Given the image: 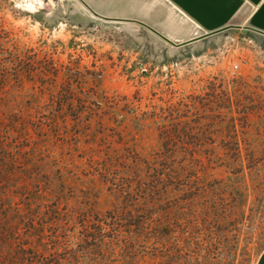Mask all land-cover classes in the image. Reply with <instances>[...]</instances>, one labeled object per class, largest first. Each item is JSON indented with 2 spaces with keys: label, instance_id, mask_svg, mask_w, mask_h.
Instances as JSON below:
<instances>
[{
  "label": "rangeland",
  "instance_id": "obj_1",
  "mask_svg": "<svg viewBox=\"0 0 264 264\" xmlns=\"http://www.w3.org/2000/svg\"><path fill=\"white\" fill-rule=\"evenodd\" d=\"M50 1L0 0V96L35 120L18 179L30 208L11 195L4 253L29 242L21 263L258 264L264 38L169 21L164 37Z\"/></svg>",
  "mask_w": 264,
  "mask_h": 264
},
{
  "label": "crops",
  "instance_id": "obj_2",
  "mask_svg": "<svg viewBox=\"0 0 264 264\" xmlns=\"http://www.w3.org/2000/svg\"><path fill=\"white\" fill-rule=\"evenodd\" d=\"M77 1L98 18L133 23L164 36L167 34L162 25L169 21L176 27L193 25L196 31L204 33L240 25L253 29L247 32L239 29L244 34L264 38V0Z\"/></svg>",
  "mask_w": 264,
  "mask_h": 264
},
{
  "label": "trees",
  "instance_id": "obj_3",
  "mask_svg": "<svg viewBox=\"0 0 264 264\" xmlns=\"http://www.w3.org/2000/svg\"><path fill=\"white\" fill-rule=\"evenodd\" d=\"M6 106L5 98L0 96V210H3V213H0V258L2 261L10 255L9 253L6 255L4 251L10 250L7 247L11 245L12 242L10 241L13 238V232H11L5 224V221L9 222L11 219L7 213V209H11L14 206L11 195L15 194L14 196H16L20 194L23 198L27 199V201L25 203L17 202V204L24 203V210L30 208L29 201L31 198H28L29 193L26 192L30 186L29 184H26V182L18 179L22 173L20 167L23 166L27 169V165H29L32 162V158L35 157V147L32 146V135L29 132L30 125H34L35 120L31 116H23L20 112L6 111ZM52 121H54V115L48 117L46 125H50L49 123ZM33 168H35L34 165ZM33 188V196L38 198L43 195L40 186L35 184V187ZM6 201L7 203H5ZM27 213L28 211L22 214L23 219H25L24 215ZM35 217L36 216L33 215L28 218L30 219V227L32 226L31 230L37 228L36 225H34V221L36 220ZM89 236L91 235H88V237ZM29 244L30 243L27 242V244L20 246V248L17 249V256H9L16 258L15 260H12L11 262L3 261V263L0 262V264H34V262H29V260L28 263L20 262V255L25 256L29 253L25 248V246L30 247Z\"/></svg>",
  "mask_w": 264,
  "mask_h": 264
},
{
  "label": "water",
  "instance_id": "obj_4",
  "mask_svg": "<svg viewBox=\"0 0 264 264\" xmlns=\"http://www.w3.org/2000/svg\"><path fill=\"white\" fill-rule=\"evenodd\" d=\"M50 2L53 3L52 0H51ZM53 4H54V3H53ZM231 28L241 29V30H243L244 32L252 31V30H253L252 28H249V27H242V26H240V25H230V26H227V27L221 28V29H219V30H216V31H214V32H208V33H205V34H203V36H201V37H202V38H206V37H209V36H212V35H215V34H218V33L224 32V31H227V30H229V29H231ZM256 31H258V30H256ZM162 36H164V35H162ZM164 37H165V36H164ZM198 38H200V37L193 38V39H198ZM193 39H192V40H193ZM189 41H190V40H189ZM189 41L184 42V44L190 43ZM182 44H183V43H182ZM258 264H264V252H263V254H262L261 257H260V259H259V261H258Z\"/></svg>",
  "mask_w": 264,
  "mask_h": 264
},
{
  "label": "built area",
  "instance_id": "obj_5",
  "mask_svg": "<svg viewBox=\"0 0 264 264\" xmlns=\"http://www.w3.org/2000/svg\"><path fill=\"white\" fill-rule=\"evenodd\" d=\"M239 67H240V64L239 63L233 64V68H232L233 72H235L236 70H238Z\"/></svg>",
  "mask_w": 264,
  "mask_h": 264
},
{
  "label": "clouds",
  "instance_id": "obj_6",
  "mask_svg": "<svg viewBox=\"0 0 264 264\" xmlns=\"http://www.w3.org/2000/svg\"><path fill=\"white\" fill-rule=\"evenodd\" d=\"M16 7L20 8V7H24V5L17 3ZM33 11H34V9H33Z\"/></svg>",
  "mask_w": 264,
  "mask_h": 264
}]
</instances>
